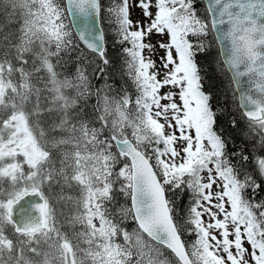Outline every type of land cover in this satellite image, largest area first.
<instances>
[{
  "label": "snow or ice",
  "instance_id": "1",
  "mask_svg": "<svg viewBox=\"0 0 264 264\" xmlns=\"http://www.w3.org/2000/svg\"><path fill=\"white\" fill-rule=\"evenodd\" d=\"M262 190L264 0H0V264H264Z\"/></svg>",
  "mask_w": 264,
  "mask_h": 264
},
{
  "label": "trees",
  "instance_id": "2",
  "mask_svg": "<svg viewBox=\"0 0 264 264\" xmlns=\"http://www.w3.org/2000/svg\"><path fill=\"white\" fill-rule=\"evenodd\" d=\"M113 0H102L105 9L112 4ZM202 10V9H201ZM101 26L105 32V42L107 45L108 55L110 59L119 64V51L120 45L114 44L115 37L112 34L111 28L108 22L101 18ZM15 27V25H13ZM209 39H212L210 37ZM198 60L203 69V73L206 76L204 81V87L206 91L213 93L212 103L214 106L223 111V114L218 118V127H223L225 129L226 135H229L232 139V144L229 145V151H239L241 149H247V151L252 152V138L244 137L242 138V130L244 129V122L240 115L241 110L233 101L234 86L230 82V76L228 73L220 72L218 70L217 62L221 61L219 56L218 47L216 41L213 40L212 50L206 56L198 57ZM94 83H100V81H94ZM121 83L119 77H116L117 86ZM94 102V101H93ZM238 121L237 127L232 128L229 126V121L232 116ZM256 199H264V190L256 194ZM187 202V197L181 201V204Z\"/></svg>",
  "mask_w": 264,
  "mask_h": 264
},
{
  "label": "water",
  "instance_id": "3",
  "mask_svg": "<svg viewBox=\"0 0 264 264\" xmlns=\"http://www.w3.org/2000/svg\"><path fill=\"white\" fill-rule=\"evenodd\" d=\"M68 19H69V21H73V31H76L77 28L79 27V21L76 20L75 17H69ZM99 26L102 27L100 21H99ZM216 44H217V47H218V51H219V53H220L221 45H220L218 42H216ZM219 56H220V59L222 60L223 57H222L220 54H219ZM228 74H229V76H230V73H228ZM233 86H234V89H235L236 86H235L234 84H233ZM236 94L238 95V93H236Z\"/></svg>",
  "mask_w": 264,
  "mask_h": 264
},
{
  "label": "rangeland",
  "instance_id": "4",
  "mask_svg": "<svg viewBox=\"0 0 264 264\" xmlns=\"http://www.w3.org/2000/svg\"><path fill=\"white\" fill-rule=\"evenodd\" d=\"M138 15H139V11H138V10H136V11L133 13V18H137V17H138Z\"/></svg>",
  "mask_w": 264,
  "mask_h": 264
}]
</instances>
